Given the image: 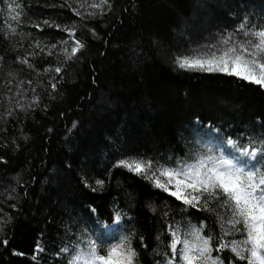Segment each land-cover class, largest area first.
Listing matches in <instances>:
<instances>
[{"label":"trees","instance_id":"obj_1","mask_svg":"<svg viewBox=\"0 0 264 264\" xmlns=\"http://www.w3.org/2000/svg\"><path fill=\"white\" fill-rule=\"evenodd\" d=\"M8 2L21 5V16L13 20L0 0V240L9 241L0 243V264H67L77 240L111 244L121 234L130 235L142 264H162L175 260L169 233L179 228L183 238L189 224L218 242L213 213L113 164L137 155L166 163L205 151L202 145L219 148L228 137L246 145L264 135V89L173 63L215 44L245 15L264 23V0H109L102 13L89 7L93 0ZM53 24L75 25L86 44L78 58L66 59L62 49L70 53L75 38ZM117 210L120 226L106 232L102 224ZM219 255L230 264L231 253Z\"/></svg>","mask_w":264,"mask_h":264},{"label":"snow or ice","instance_id":"obj_2","mask_svg":"<svg viewBox=\"0 0 264 264\" xmlns=\"http://www.w3.org/2000/svg\"><path fill=\"white\" fill-rule=\"evenodd\" d=\"M4 2L9 13H14L12 19H20L18 9L21 5H14L8 0ZM106 6L111 7L109 0H99L98 3L93 0L89 5L101 13ZM76 15L80 16L81 13L76 11ZM88 15L96 16L97 13L93 11ZM44 23L49 24L48 21ZM52 26L62 28L70 37L75 38V25ZM91 32L96 36L94 29ZM241 33L243 38L238 39ZM60 43L67 45L68 41L61 40ZM51 47L55 48L56 45ZM85 47V42L75 38L71 52H68L67 47L62 51L66 59L73 60L78 58L77 53ZM190 52L193 54L175 56L173 63L176 67L186 71L222 74L264 89V23L253 22L245 15L233 32L221 35L215 44L202 45ZM22 63L28 61L22 60ZM28 66L33 67L30 63ZM61 71V67L55 68L56 73ZM51 87L55 90L57 85L53 83ZM72 127H76V122H73ZM256 143L260 146H255ZM202 148L206 150L195 155L189 153L185 157H169L166 163L148 156H124L117 159L113 167L124 168L141 176L185 206L200 208L216 216L222 233L218 242L213 234H203V226L187 225L183 238L179 228L169 233L168 247L171 251L168 255L175 259V264H226L229 257L219 255L226 251L232 254L230 264L245 261L246 264H264V135L259 139L248 138L246 145L239 142V137H228L219 148L208 145H202ZM104 183L101 179L95 181L101 187ZM84 184L85 187L90 186L86 179ZM213 203L226 210L227 218L211 206ZM122 219L123 214L115 211L117 228ZM97 222H100L99 218ZM224 224L228 226L226 229ZM3 231L0 227V232ZM234 233H239L240 238L230 241L224 239L225 235ZM0 243L7 245L9 241L4 238ZM36 250L41 252L44 249L38 244ZM68 251L67 247L61 249V252ZM71 252L67 264H142L141 253L133 245L129 234H121L119 240L111 244L103 243L99 237L89 238L86 242L77 240ZM214 252L218 254L214 255ZM162 264H172V259L162 261Z\"/></svg>","mask_w":264,"mask_h":264},{"label":"rangeland","instance_id":"obj_3","mask_svg":"<svg viewBox=\"0 0 264 264\" xmlns=\"http://www.w3.org/2000/svg\"><path fill=\"white\" fill-rule=\"evenodd\" d=\"M199 4H201V3H199ZM212 32V31H211ZM210 34H212V35H210ZM217 34V32H212V33H210L209 32V38H211V37H213V36H215ZM115 224V223H114ZM114 225H112V226H105V229H107V230H109V229H111L112 227H113ZM178 247H180V246H178Z\"/></svg>","mask_w":264,"mask_h":264}]
</instances>
